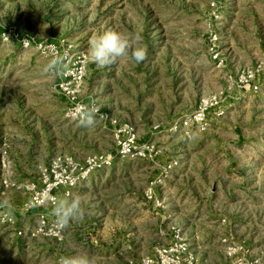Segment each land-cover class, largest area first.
<instances>
[{
  "label": "rangeland",
  "instance_id": "obj_1",
  "mask_svg": "<svg viewBox=\"0 0 264 264\" xmlns=\"http://www.w3.org/2000/svg\"><path fill=\"white\" fill-rule=\"evenodd\" d=\"M108 30L139 34L147 59L98 67L89 41ZM55 53L67 67L46 73ZM206 98V124H184ZM61 155L82 178L57 193L85 215L54 237L41 170ZM82 253L264 264V0H0V264Z\"/></svg>",
  "mask_w": 264,
  "mask_h": 264
},
{
  "label": "clouds",
  "instance_id": "obj_2",
  "mask_svg": "<svg viewBox=\"0 0 264 264\" xmlns=\"http://www.w3.org/2000/svg\"><path fill=\"white\" fill-rule=\"evenodd\" d=\"M139 34L132 36L120 31L108 30L101 34L94 35L89 41V53L93 62L98 67H108L115 65L121 58H128L136 64H140L147 59V48L133 46L132 41H139ZM66 55L55 53L45 66L44 71H62L67 65L64 63ZM75 115L81 127L93 126L100 114L99 107L93 102L88 105H78L75 108ZM192 135L188 139H194ZM5 204L7 202L5 201ZM52 214L56 217V223L61 228H66L70 223L82 221L85 215L83 200L80 195L73 196L70 200L53 197L50 201ZM58 264H95L94 257L86 253L62 256Z\"/></svg>",
  "mask_w": 264,
  "mask_h": 264
},
{
  "label": "built area",
  "instance_id": "obj_3",
  "mask_svg": "<svg viewBox=\"0 0 264 264\" xmlns=\"http://www.w3.org/2000/svg\"><path fill=\"white\" fill-rule=\"evenodd\" d=\"M213 60L216 61H222V59L219 57L217 52H214L212 55ZM211 103H209L206 99H202L199 103L198 108L196 109L195 113L192 115V119L187 118L184 120V124H188L189 120L194 121L195 123L202 125L206 124L205 120V111L210 106ZM126 129L127 134V140L119 141L120 142V151L121 153H129L131 151V147H134L135 145L133 142V134L131 133V128L128 127V125H124V130ZM132 143V144H131ZM131 144V147L130 145ZM133 145V146H132ZM136 147V146H135ZM148 148V147H145ZM74 164V161L71 157H68L66 155H61L57 157H52L51 160L48 162V165L41 170V176L46 181V195L45 199L47 203L51 206L50 201L53 197H59L57 191L60 190V192L64 196H70L72 189L78 184V181L81 180V177H75L72 176L71 170L69 171V168ZM84 173V171H82ZM46 219L47 217L44 214L39 215L37 219V225L44 226L46 225ZM48 224V223H47ZM49 228L51 231V235L54 237H58L61 233V227L56 223V218H53L49 222ZM17 234H22V229L17 230ZM178 247H181L179 245ZM181 251V250H180ZM193 258L190 255L189 259L187 260L188 264H192Z\"/></svg>",
  "mask_w": 264,
  "mask_h": 264
}]
</instances>
